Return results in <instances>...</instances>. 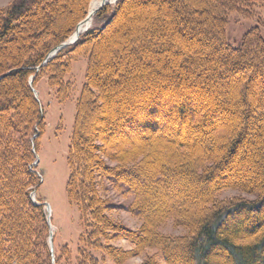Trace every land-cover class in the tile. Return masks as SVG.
<instances>
[{
  "label": "trees",
  "instance_id": "trees-1",
  "mask_svg": "<svg viewBox=\"0 0 264 264\" xmlns=\"http://www.w3.org/2000/svg\"><path fill=\"white\" fill-rule=\"evenodd\" d=\"M68 1H73L78 11L65 25L60 14L66 7L63 10L61 5ZM90 1L20 0L0 20V71H4L0 74V96L6 95L0 101V264H53L45 205L41 200L36 204L31 198L34 188L40 185L38 173L32 167L33 136L36 129L42 128L43 117L30 79L36 75V85L41 74L47 73L50 86L65 101L72 88L65 81L71 55L81 54L88 57L86 82L76 102L67 156V196L71 204L78 206L83 226L75 264H104L107 259L119 262L124 252L110 245L118 238L129 239L138 250L158 248L166 264H175L176 257L178 264H218L222 257L227 264H264V38L260 29L255 28L239 46L226 39L229 14L253 15L246 10L252 0H118L108 26L88 30L74 46L59 52L37 72L50 51L66 42L87 18ZM96 3L101 2L92 4ZM138 6H157V12L155 17L150 10L144 15V24L148 26L132 42L137 49L128 57V63L133 67L118 72L119 62L114 59L108 64L111 72L101 83V71L95 65L97 44L115 34L126 14ZM109 13L105 7L97 17ZM84 22L77 32L85 27ZM168 38H175V49L164 44ZM7 52L10 54L6 55ZM166 55L165 63L174 66L172 78L159 70H165L164 61L161 65L155 61ZM110 76L118 81L113 87H105ZM234 76L235 80L225 85L217 81ZM5 84L9 90L2 88ZM232 87L236 91L232 93L236 99L233 103L218 99V93ZM166 92L172 97L167 98ZM18 94L22 96L18 98ZM200 95L207 99L203 120L195 108ZM110 96L115 99L111 108L106 102ZM235 106L239 111L233 115L228 138L225 131L205 128L212 113L218 110L232 114ZM92 114L103 121L93 130L88 118ZM184 117L198 131L195 142L165 141L162 137L168 120ZM141 140L146 146L140 145ZM158 144L167 150L166 156H154ZM167 145H171L172 153H168ZM237 153L242 154L241 162L251 160L252 153L260 156L258 186L249 187L247 181L229 177L228 166ZM172 155L177 161L175 167L188 161L190 174L198 181L212 182V188L199 201L149 215L147 207L152 205L144 202L139 189L145 176L137 170L154 159L174 162L169 159ZM100 156L122 164L108 166ZM140 156V165L124 168V164ZM157 174L162 178V171ZM180 174L172 173L168 180L163 179L165 192L172 189L168 186L171 178ZM97 175L122 194L124 186L134 193L135 210L145 221L139 235L106 217V200L99 195L101 181ZM228 188L256 198L218 201L217 193ZM168 220H174L189 233L173 238L156 232L157 226Z\"/></svg>",
  "mask_w": 264,
  "mask_h": 264
},
{
  "label": "rangeland",
  "instance_id": "rangeland-1",
  "mask_svg": "<svg viewBox=\"0 0 264 264\" xmlns=\"http://www.w3.org/2000/svg\"><path fill=\"white\" fill-rule=\"evenodd\" d=\"M19 1L20 0H0V20L2 16L5 15V13ZM93 2H101L96 4H100L102 6V0L90 1L88 5V13L90 12V15H92L94 12V14L92 15L91 24L88 30L108 26L113 18L114 10L118 0H108L110 4L104 6L101 10H103L105 7H108L110 13L109 15L101 17H97V15L101 12V10L99 11L101 6L92 4ZM73 3V1L72 3L68 1L64 2L61 5V8L63 10V7H66V10H64L60 14V18L62 19L61 22H63L64 24L69 23L72 19L71 17L73 16V13L78 11V9L74 8ZM91 4L92 6L90 7ZM246 10L253 13V15L246 16L238 12L229 14V20L226 27V39L233 46H239L243 37L255 28L260 29L261 35L264 38V26L262 25V23H264V0H252ZM148 11L151 12L150 14L155 17L157 6H155L154 9H147L141 6L133 8L131 11H129V13L126 14L127 19L124 18V21L120 23V26L116 30V33L111 35L105 41L102 40L99 44H97L98 48L96 49V53H98V55H96L95 65L97 66L96 68L101 71L100 77L98 79L99 82H104V77L107 76L109 72H111L108 68V64L112 63L114 59L119 62L120 70L118 72H126L124 70L133 67L131 63H128V57L133 55V53L137 49L132 47V42L136 37H138L139 31L143 27L148 26L144 24L145 19L147 18L144 15H146V13L148 14ZM151 24L152 22L149 23V25ZM84 25H86V23ZM87 31L85 30V32ZM152 31H154L153 28ZM71 37L68 40H70ZM164 42V44H166V46L170 49H175L174 44H177L175 38L165 39ZM9 54L10 52L6 53V55ZM166 59L168 60L167 55L164 59H161L162 61L158 60L157 58H155V61L156 63L161 65L163 64V61L164 64H166ZM87 64L88 57L86 54H81L78 57H73L71 55L70 71L66 75L65 81L70 82L72 88L69 98L65 101L60 100L57 90L50 86L47 73L41 74L36 85H33L38 93L43 117V125L41 126L42 128H40L41 130L36 129V134L33 136V145L35 148L34 152L36 153L35 162L37 160L39 161L38 165L34 166L33 168L38 173V176L40 178L39 187L34 188V191L36 190V194L34 197L37 202L41 200L50 208L51 224L53 227L52 235L54 237L53 256L55 259V263H53L52 261L53 264H75L74 258L77 254L80 235L83 232L79 208L78 206L71 204L67 196V181L70 176V168L68 166L67 156L74 128L76 102L86 82ZM173 67L174 66L172 64H166L165 70L163 68L161 69V67H159V70L163 72L165 76L172 78V75L174 73L172 70ZM0 72V74H4V71ZM7 72L11 71L8 70ZM109 78L110 79L108 80V82L105 83V87H113L114 83L118 81V78L114 76H110ZM234 78L235 76L230 79L221 78L217 81H220V83L225 85L234 81ZM167 81L171 83L170 79ZM170 83H168V86H170ZM2 88H6L9 90V87L6 84L2 85ZM234 92L236 91L232 87L228 91L226 90L218 93L217 96L221 101L227 100L233 103L236 100L234 98V95L232 94ZM20 94H18V98L22 96ZM166 94L168 95L167 98L172 97V95H169V92H166ZM9 97L12 96H8V98ZM198 98L199 100L197 102V105H194L196 110L198 111L197 115L201 118V120H203L206 110L205 101L207 99H204L202 95H200ZM4 99H6V95L0 96V101ZM11 100L17 101L18 99L13 96ZM106 102H108L107 105L111 108L112 105H114L115 99L110 96V98ZM238 111V106H235L232 109V114L226 113L224 111H215L216 113H212L213 115L210 114L211 118L207 119V125L205 128L210 129L211 127H214V129H217L218 131L220 130V132L225 131V135H227L228 138V132L231 128V126L229 125L234 123L233 115ZM108 112L109 114H111L110 109ZM92 115L88 116L90 120L91 130H93L95 126L102 125L103 122L100 121V116L97 117L96 114ZM184 118L182 120L175 118L168 120L166 124L168 127H165V133L162 137L165 141L169 142L171 140H175L185 143L188 141L195 142L198 131L195 129V126L191 128L190 125H188L186 117ZM224 124L226 125L223 126ZM87 137L88 135L86 134L85 138ZM223 141L220 144H223ZM139 143L140 145H144V140L139 141ZM145 143L147 142L145 141ZM144 146H146V144ZM167 146L169 148L168 153H170L171 145ZM162 149L163 145L158 144L153 150L154 156H159L162 154L166 156L167 150L165 152V150ZM157 151L159 152L156 153ZM180 151H183V149ZM252 154V159L244 162H241L242 154H235L234 160L228 166L231 169V174L229 176L231 180H239L242 182L247 181L249 187H255L260 184L261 179L258 174V168L261 167L260 165L262 164V162L260 161V156L258 154ZM100 158L102 159V162L104 161L106 165L111 167H118L119 164H122L115 162L108 157L100 156ZM142 159V156H140L137 159L131 160L128 163L124 164V168L133 167L137 164L140 165ZM162 159L165 160L164 158ZM169 159H173L174 162L163 161V163L160 159V161L154 159L150 162L148 161L147 164L144 163V168L137 170L138 173H141L145 176L144 179L146 182L144 181L141 184L142 186L140 185L139 189L142 192L144 202L151 203L152 205L151 207H147V212L149 213V215H152L155 212L163 213L167 209L172 208L175 205H180L181 203L186 204L187 202L194 203L196 201H199L201 197H203L204 192H207L208 190H210V188H212V182L206 183L198 181L190 174L191 168L190 165H188V161L181 162L179 163V166L175 167L173 164L177 161L174 155L170 156ZM157 171H162V178L158 177ZM176 172H181L182 175L180 174L177 175V177L176 175L172 177L171 182L168 185L172 189L170 192H165L166 186L164 185L163 179L168 180L172 173ZM100 178L101 177L97 175V180L101 181V186H99V195L106 200V217L113 221V223H116L117 225L122 227L124 226V230L139 235V233L142 232L145 221L144 218H141L135 210V204L137 203V200L134 193L130 192L129 188L124 186V194H122L121 191L114 189L112 186H110V184L106 183L102 178ZM159 178L161 179L159 180ZM32 193L31 198L33 195ZM216 197L220 202L238 201L242 199L254 200L256 198L255 195L232 188L219 191ZM32 200L34 199L32 198ZM45 210L47 212V207L45 208ZM22 229L24 231V228ZM156 232H158L162 236L173 238H180L186 236L189 233L188 230L184 227L177 226L174 220H168L163 224H160L159 226H157ZM110 245L123 251L124 257L121 256L120 259L117 260L119 262H112L107 259L104 264H148L151 261H156L160 264H166L164 256L158 248H141L138 250L134 243H132V241L125 238H118L114 241H111ZM58 257L59 262L56 263ZM176 258L177 260L175 264L180 263V261H178V257ZM217 261L218 264H227V261L224 260L223 257Z\"/></svg>",
  "mask_w": 264,
  "mask_h": 264
},
{
  "label": "water",
  "instance_id": "water-1",
  "mask_svg": "<svg viewBox=\"0 0 264 264\" xmlns=\"http://www.w3.org/2000/svg\"><path fill=\"white\" fill-rule=\"evenodd\" d=\"M109 4H110V2H108V0H102V6H101V8L99 9V11H100L104 6H107V5H109ZM99 11H98V12H99ZM98 12H97V13H98ZM88 18H90L89 13H88V16H87L86 19H88ZM86 19H85V20H86ZM85 20H84V21H85ZM84 21H82V22L78 25L75 34L77 33V30H78L79 26L82 25ZM87 30H88V28L86 29V31H87ZM80 36H81V35H78L74 40H72V39H73V36H72L70 40H68V41L62 43L60 46H57V47H55L54 49H52L51 52H50V54L46 57V59H45V61L43 62V64H42L40 67L37 68V72L40 71L44 66H46L50 61H52V60L57 56V54H58L59 52H61L62 50L66 49V48H68V47H70V46H72V45H74L75 43H77L78 40L80 39ZM35 78H36V75L33 76V77H31V79H30V85H31L32 90H33V92H34V94H35V97L37 98V100H38L39 103H40V100H39V98H38V93H37V91L35 90V88L33 87ZM41 113H42V107H41ZM35 137H36V136H35ZM35 137H34V139H35ZM33 141H34V140H33ZM35 154H36V153H35ZM36 156H37V155H36ZM38 163H39V161L37 160V161L32 165V167L37 166ZM32 194H33V195H32V198L34 199L33 201H34L36 204H40L39 202L36 201V199H35V197H34L35 194H36V190H35ZM43 205H45V207H47V213H48V217H47V219H48V224H49V228H50L49 247H50V250H51V253H52V261H53V263H55V259H54V256H53V253H54V237H53V235H52V228H53V227H52V224H51V214H50V212H49V211H50V208H49V206H48L47 204H45V203H43Z\"/></svg>",
  "mask_w": 264,
  "mask_h": 264
},
{
  "label": "bare ground",
  "instance_id": "bare-ground-1",
  "mask_svg": "<svg viewBox=\"0 0 264 264\" xmlns=\"http://www.w3.org/2000/svg\"><path fill=\"white\" fill-rule=\"evenodd\" d=\"M96 5H100V4H96ZM100 6H101V5H100ZM93 14H94V12H93ZM93 14H92V15H93ZM89 15H90V12H89ZM92 15H90V18L86 19L87 22H86L85 27H84L80 32H77V33L73 36V39H72V40H74L78 35H82V34L85 32V30H86L87 28L90 27L91 19H92ZM84 23H85V22H84ZM49 212H50V211H49Z\"/></svg>",
  "mask_w": 264,
  "mask_h": 264
}]
</instances>
